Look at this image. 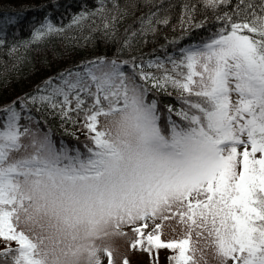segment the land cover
I'll use <instances>...</instances> for the list:
<instances>
[{
    "label": "snow or ice",
    "instance_id": "snow-or-ice-1",
    "mask_svg": "<svg viewBox=\"0 0 264 264\" xmlns=\"http://www.w3.org/2000/svg\"><path fill=\"white\" fill-rule=\"evenodd\" d=\"M203 2L216 11L231 0ZM106 7L99 0L96 11L73 23L103 15ZM195 11L185 5L190 24ZM155 17L141 16L125 47L167 22ZM216 18L226 23L212 37L175 55L99 57L25 98L41 113L53 110L61 127L83 117L80 128L92 145L86 156L78 149L70 156L63 141L58 149L51 130L21 127L22 118L34 119L22 117L25 102L21 111L6 109L0 264H132L135 254L158 264L161 249L175 253L170 264H200L197 251L208 264L196 246L201 240L217 264H264V0H237L231 13ZM61 30L46 21L32 41ZM169 88L181 107L165 104L162 120L157 96H170ZM100 117L110 118L103 130ZM165 227L182 228L183 237L165 241Z\"/></svg>",
    "mask_w": 264,
    "mask_h": 264
},
{
    "label": "trees",
    "instance_id": "trees-1",
    "mask_svg": "<svg viewBox=\"0 0 264 264\" xmlns=\"http://www.w3.org/2000/svg\"><path fill=\"white\" fill-rule=\"evenodd\" d=\"M236 3L237 0H231L230 4L213 11L203 0H106L103 15L74 24V17L86 10L96 11L99 0H0V39L3 40L0 44V120L6 118L9 106L15 105L21 111L20 102L23 101L26 110L21 111L22 117L31 115L36 124L39 121L37 126L41 131L51 130L58 149L63 141L69 154L74 156L78 149L86 156V144L88 147L92 145L85 130L80 128L83 117L75 127L67 123L61 127V118L53 110L45 109L41 113L38 111L40 105H32L25 98L30 100L45 81L64 70H83L86 62L99 57L125 60L135 56L148 61L166 54L175 55L180 47L212 37L226 23L216 17L231 13ZM186 4L196 5L195 19L191 24L184 19ZM151 12L156 13L157 21L166 19L167 22L155 23L154 32L137 35L131 46L125 47V41L133 32L139 31V18ZM46 21L62 30L33 42L32 33ZM201 21H204L202 27L194 26ZM106 23L109 25L107 29ZM165 66L171 68L170 64ZM168 91L170 96H157L162 120L167 116L165 104L181 107L178 93L171 88ZM20 122L21 127L28 126L27 119L22 118ZM7 247L15 249L18 246ZM3 251L6 248L0 247V252Z\"/></svg>",
    "mask_w": 264,
    "mask_h": 264
},
{
    "label": "rangeland",
    "instance_id": "rangeland-1",
    "mask_svg": "<svg viewBox=\"0 0 264 264\" xmlns=\"http://www.w3.org/2000/svg\"><path fill=\"white\" fill-rule=\"evenodd\" d=\"M194 43H201V42L195 41V42L189 44L188 46H190ZM109 60H111V59H109ZM116 60L118 62L122 61L121 59H116ZM80 71H83V70H80ZM232 98H233V100H235L236 99L235 95H233ZM18 111H20V110H18ZM109 119L110 118L100 117L98 129L103 130L107 126ZM4 120H5V117H4ZM4 120H0V129L3 128V123H4L3 121ZM19 124L22 125V122L19 121ZM26 127H30L33 131H36L37 128H39L37 126V124L35 123L34 119L32 121L28 120V126H26ZM39 130H40V128H39ZM22 143H28V141L23 140ZM28 151L31 152V149H29ZM24 154H27V153H24ZM69 155L73 156L71 154H69ZM19 230H24L27 233V228L23 224L19 225ZM183 234H184L183 229L180 227H176L175 231H172V229L169 227H165L163 229L162 239H164L165 241L171 240V239H180L183 237ZM131 238H132L131 234H129V239H131ZM192 239H193V241H195L197 239L195 234H193ZM5 243L7 244V246L8 245L9 246H15L16 245L15 242H5ZM121 244H123V242H121ZM196 246H197V248H203L204 253H205V258L207 259L208 264H217L216 260L213 258L211 249L204 248V242L202 240ZM122 251H123V248H122ZM174 254L175 253L172 252L171 250H163V249L159 250L156 253V258H157L158 264H170V257ZM196 258L200 262V264H204V261L200 260V252L199 251H197V253H196ZM118 259H119V257H118ZM131 259H132V264H149V260H150V258L147 254H135V255H132ZM229 264H231V262H229Z\"/></svg>",
    "mask_w": 264,
    "mask_h": 264
}]
</instances>
